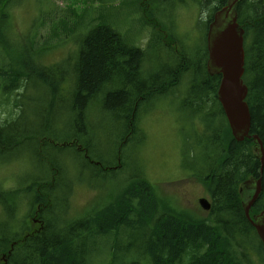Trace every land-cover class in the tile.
Wrapping results in <instances>:
<instances>
[{
	"label": "trees",
	"instance_id": "16d2710c",
	"mask_svg": "<svg viewBox=\"0 0 264 264\" xmlns=\"http://www.w3.org/2000/svg\"><path fill=\"white\" fill-rule=\"evenodd\" d=\"M88 1L81 0V3L88 4ZM204 2L208 4L205 17L208 26L212 14L227 0ZM151 4L147 3L146 7ZM7 8L8 0H0V20H11ZM71 10L76 20L86 11L83 18H88V10L80 14L74 8ZM236 11L238 23L244 29L242 81L247 87L249 135L258 137L264 152V0H242ZM112 18L116 17L111 16L109 22L89 18V28L79 40L75 60L69 64L72 86L65 90L69 94L67 111L71 113L72 122L64 128V137L59 139L49 118L57 103L64 101L60 87L66 80L53 81L49 68L42 67L38 71V66L23 64L24 53L10 49L7 33L0 30V47H4L6 55L13 57L15 65L14 68L4 66L5 72L0 70L3 94L15 93L17 101L20 97L17 88H26L32 71L49 95V101L40 107L45 116L39 127H33L27 121L21 128L17 126L21 118L0 125V164L5 160L2 155L20 152L22 144L19 140L23 132L28 145L37 144L43 151L38 160L40 174H35L30 182L26 179L20 185L24 186L21 189L0 190V264H243V258L247 260L246 264H252L253 259L264 264V247L242 210V204L250 197V192L243 189L244 183L259 178L261 191L250 216H257L264 210V162L260 173L253 140L245 138L237 142L230 134L216 99L220 76L209 77L205 72V43L198 51L200 62L192 63V58L176 50L181 55L180 65L169 72V67L158 64L157 74L149 71L141 78L145 53L125 42L121 34L112 29ZM151 24H155L152 25L155 28L159 25ZM162 31L163 28L154 30L152 45L155 44V49L156 43L162 41ZM166 40L165 46L171 51L174 40L170 36ZM175 62L178 63L176 59ZM196 70L204 77L200 79L203 86L190 85L188 104L184 99L183 107L192 104L191 108L198 112L191 111L204 118L203 129L207 130L210 145L209 153H205L202 145L207 151V143L204 139L202 143L199 138L202 156L199 162L193 163L195 166L192 165L198 174H204L200 182L211 201L207 216L203 218L191 216L176 206V209L170 207L171 200L165 204L160 189L151 184L134 160L133 150L139 140L144 139L141 128V118L145 114L143 104L154 96L160 99L178 95L174 89L180 85L181 75L192 71L197 80ZM101 96L104 110L113 115L121 112L117 121L119 135L115 143V160L110 164L92 160L90 144L81 140L90 126L88 108ZM207 96L213 97L212 103ZM19 105V102L15 103L16 109ZM208 118L213 124L208 123ZM216 121H219L218 125L213 127ZM89 134L92 135L91 130ZM66 152L80 159L73 166L84 175L91 190L89 184L94 182L104 189V181L113 180L114 186L105 205L92 212L67 220L47 218L43 213L52 214L54 208H58V213L69 211L66 203L72 187L65 191L66 171L58 162ZM85 169H90V173L86 174ZM108 171L112 174L107 175ZM23 199L30 202L29 215L18 224L17 204ZM33 218L38 219V225L33 224Z\"/></svg>",
	"mask_w": 264,
	"mask_h": 264
},
{
	"label": "rangeland",
	"instance_id": "374dc122",
	"mask_svg": "<svg viewBox=\"0 0 264 264\" xmlns=\"http://www.w3.org/2000/svg\"><path fill=\"white\" fill-rule=\"evenodd\" d=\"M203 1L89 0L88 4H84L81 0H8L6 12L11 20H0V30L7 33V44L10 49H18L24 53L23 64L38 66V71L42 70V67L49 68L53 81L58 82L59 80L61 83L60 79L66 80V83H62L60 87L64 101L57 103L55 112L49 118L53 131L59 139L64 137L63 134L66 132L64 128L72 122L71 113L67 111L69 94L65 93L66 88L72 86V70L69 64L74 62L79 40L89 28V18H97V22L100 19L109 22V18L115 16L116 18L110 20L112 29L120 33L125 42L144 51L143 71L145 74L150 71L155 75L158 64L173 68L176 62L166 51L158 54L155 60V48L154 53L151 54V49L155 45H152L155 37L154 30L163 28L161 33L163 43H166V37L170 36L174 40V46L192 58L196 52L192 54L194 48H200L205 39L204 19H206L208 4ZM147 3L153 4L146 7ZM178 4H180L179 7ZM71 8H74L77 14L88 10V18H83L86 11L76 20ZM201 12H203L202 19L200 18ZM151 23L159 25L155 28L152 26L155 24ZM208 32L206 29V37ZM162 41L157 42L156 45ZM4 66L15 67L13 57L6 55L4 47H0V70L3 72L6 71ZM30 76L31 79L27 81L24 90L17 88V93L20 95L17 101L15 93L9 96L3 94L4 84L0 81V125H3L5 121L12 123L21 118V123L17 125L21 128L27 121L33 127L40 126L42 116H45L40 107L45 106L49 101V95L46 89L37 82L38 76L32 71ZM208 76L210 77L209 74ZM189 82L190 74H185L180 85L174 89L176 93H179L178 95H166L160 99L154 96L143 104L142 109L145 114L142 113L144 116L141 118V128L144 139L139 140L133 149L134 160L151 184L160 189L165 204L171 200L170 207L175 209L177 207L191 216L203 218L207 216V213L200 208L198 200L202 197L210 201L205 195L204 185L200 182L204 174L194 172L196 178L193 184L192 180L189 181L192 177H190L188 168L201 159L199 138L202 143L203 139L207 143V151L202 145L205 153H209L210 145L206 137L207 130L203 129L204 118L193 113L188 106L183 107L184 99L188 104V96L185 93ZM16 102L20 104L19 109L15 107ZM61 105H67V107L63 108ZM120 113L113 115L104 110L102 96L97 99V103H92L88 108L90 126H88L87 134L84 137L81 136V140L84 144H90L92 160L105 161L109 164L115 160V143L119 135L117 121ZM218 122L216 121L213 127H216ZM222 122L225 123L224 120ZM79 134H77L78 137ZM26 140L27 137L23 132L19 140V144H22L20 152L16 155L10 153L2 155L5 160L3 164H0V190L21 189L24 186L20 185L25 183L26 179L30 182L35 174H40L38 160L41 159L43 151L37 144L29 143L28 145ZM82 155L85 157L84 153ZM79 161L80 159L67 152L58 160L66 171L63 179L65 183L63 185L67 187L65 191L67 192L68 188L72 187L68 203H66L69 208L68 213L66 214L65 211L58 213V208H54L52 214L43 213V216L64 220L72 219L92 212L107 202V195L112 192L115 181H104L106 185L104 189L98 183H90L91 190L86 185L84 175L75 170L77 167L73 166ZM84 171L86 174L90 173V169ZM106 174L111 175L112 172L108 171ZM119 183L116 189L119 188ZM253 192L255 193L251 189L250 194L253 195ZM56 196L60 199L59 194ZM29 209L30 202L26 199L18 202V224L26 220ZM242 210L244 212L243 204ZM247 222L249 223L248 220ZM259 262L256 259L252 260V264H262ZM246 263L247 260L243 258V264Z\"/></svg>",
	"mask_w": 264,
	"mask_h": 264
},
{
	"label": "water",
	"instance_id": "95a60500",
	"mask_svg": "<svg viewBox=\"0 0 264 264\" xmlns=\"http://www.w3.org/2000/svg\"><path fill=\"white\" fill-rule=\"evenodd\" d=\"M240 0H229L227 6L217 12L207 34L208 61L206 70L210 76H220L216 98L227 120L232 138L242 142L251 138L254 142L253 152L259 160L262 173L264 152L262 143L256 135L249 136L250 114L245 102L247 87L242 82L244 66L243 31L237 25L235 7ZM244 188L253 189V195L243 204L244 214L264 247V210L251 217L249 210L261 191V178L246 181ZM204 211L211 207L206 199L199 200Z\"/></svg>",
	"mask_w": 264,
	"mask_h": 264
},
{
	"label": "flooded vegetation",
	"instance_id": "af4514ba",
	"mask_svg": "<svg viewBox=\"0 0 264 264\" xmlns=\"http://www.w3.org/2000/svg\"><path fill=\"white\" fill-rule=\"evenodd\" d=\"M158 47L156 48V55H155V60H157V57H158V54L160 55L161 53H163L164 52V48H165V43H163V42H161V43H159L158 45H157ZM166 50V49H165ZM173 52V54L172 55H170L171 56V58L175 61V59L177 60V64L176 65H180L179 64V62H180V60H181V57L179 56V55H177L176 53V51H172ZM153 53H154V51H153ZM153 53H151V54H153ZM195 61H198V62H200V58H199V54H198V51L197 52H195L194 53V55H193V58H192V63L193 62H195ZM194 68H195V65H194ZM174 69V68H173ZM171 70H172V68H168V71L169 72H171ZM205 72L207 73V71H206V68H205ZM188 74H190V82H189V87L188 88H186V92H187V95L189 96L190 95V85L191 84H193V85H196V86H203V84L201 83V81H200V79L201 78H204L203 77V75L199 72H197V70L195 71V74L197 75V80H195V78L192 76V71H190V72H188ZM147 74H145L144 73V71H143V69H140V77L141 78H143V77H145ZM185 75V73L184 74H182L181 75V78H180V80L182 79V77ZM210 77H212V76H210ZM143 86H146V85H143ZM139 88V87H138ZM208 97V96H207ZM153 98V97H152ZM211 98H213V97H208V100H209V102L210 103H212V99ZM143 98H141V100H142ZM189 104H190V100H189ZM190 105H192V104H190ZM190 105H188L189 106V108H191V106ZM215 108V107H214ZM191 110L192 111H194V112H198V111H196V110H194V109H192L191 108ZM213 120H216V118H214ZM208 123H211V124H213V121L210 119V118H208ZM189 171H190V177H192V178H190V182H191V180H192V182H193V184H195V182H194V180H195V178H196V175L194 174V172L195 173H198V170L196 169V167H194V166H189ZM33 224L34 225H38L39 224V221H38V219H36V218H33ZM41 229V228H40Z\"/></svg>",
	"mask_w": 264,
	"mask_h": 264
}]
</instances>
